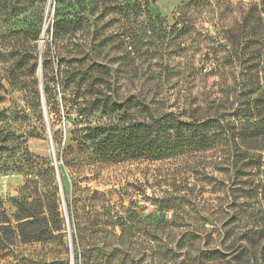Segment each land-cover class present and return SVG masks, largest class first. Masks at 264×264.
<instances>
[{"label": "rangeland", "instance_id": "1", "mask_svg": "<svg viewBox=\"0 0 264 264\" xmlns=\"http://www.w3.org/2000/svg\"><path fill=\"white\" fill-rule=\"evenodd\" d=\"M189 1L155 0L153 14L170 24L187 11L193 33L183 43L172 37L155 55L153 70L162 80L158 93L166 96L169 110L230 114L239 101L237 77L250 88L261 83L254 98L264 91L263 61L258 68H243V75L240 67L217 70L233 50L229 39L238 34L264 52V25L251 9L260 3L259 11L261 1L236 0L232 8L218 0L187 7ZM47 4L0 0V108L20 112L15 121L8 114L5 124L24 137L28 150L21 170L0 174V264H179L212 249L235 252L244 236L263 238L264 151L259 148L264 141H254L253 150L240 143L246 153L236 167L227 147L160 162L101 156L84 137L113 116L98 112L84 119L63 98L67 73L86 69L88 62L75 51L85 49L88 37L79 33L58 42L54 25L71 18V8L64 0ZM125 22L117 13L103 19L104 35H119L105 49L108 68H120L135 56H129L127 39L121 44ZM75 55L80 62L72 61ZM130 80L119 75L118 97L147 87ZM162 200L172 209L159 212ZM28 214L35 225L23 227V233L27 237L35 230L39 240L25 242L20 235Z\"/></svg>", "mask_w": 264, "mask_h": 264}, {"label": "trees", "instance_id": "2", "mask_svg": "<svg viewBox=\"0 0 264 264\" xmlns=\"http://www.w3.org/2000/svg\"><path fill=\"white\" fill-rule=\"evenodd\" d=\"M64 1L70 6L72 16L63 18L54 25V36L58 38V42L67 39L70 42L79 33L86 35L88 38L85 40V49L76 50L75 53L83 55L80 61H87L88 64L84 65L86 69H74L67 73L63 98L66 105L84 119L97 115L98 112L103 116H113L109 123L91 129L84 137L94 144L101 156L120 161L133 158L160 162L193 152H207L227 147L232 152L233 166L236 167L241 154L255 148L251 147L254 141H264V91L260 92L258 97H253L261 89V83L250 88L248 87L250 85L241 83L243 77H237L239 101L236 109L233 107L234 110L230 114L226 112L227 109H222L203 116L192 108L173 111L165 107L167 98L158 93L162 84L160 73L153 70V67L157 66L154 63L155 55L172 37L178 43H183L188 38L192 39L193 33L190 32L192 25L190 20L189 22L187 20V11H183L181 17L174 18L170 24L161 15L153 14L155 0ZM197 1H189L187 7H202L206 2ZM218 1L219 4L232 8L236 0ZM258 1H261V9L258 11L260 3L251 5V9L258 13L260 23L264 25V0ZM116 13L119 18L127 21L121 28V44L124 45L127 39L132 48L129 56L135 54L134 58L117 69L108 68L103 59L106 58V47L119 35H104L105 27L102 25L103 19L109 14ZM253 14L250 13L251 16ZM244 15L245 12L242 16L248 21ZM242 40L243 37L239 34L234 36L232 41L229 39L233 50L218 64L217 70H222V67H240L243 75L245 68H258L257 65L260 66L261 61L264 62L263 48L257 51L251 41L244 44ZM76 55L71 56L72 61L80 62ZM168 70V67L164 69ZM119 75L123 76L124 80L131 79L130 81L134 83L138 81L147 87L120 98L115 89ZM104 86L111 95L104 92ZM1 99L0 97V101ZM9 112L8 108H0V174L16 168L21 170V166H24L21 158L28 156V150L22 146L24 137L7 129L5 124L9 115L15 121L19 118L20 112ZM240 143L247 145V149H241ZM259 149L264 151V148ZM20 150L22 156L19 157L17 152ZM159 205V212L172 209L164 200L159 202ZM23 220L19 226L23 240L25 242L39 240L36 238L35 230L27 237L23 233V227L35 225L34 216L28 214ZM262 231L264 233V230ZM244 237L245 239L243 237L241 239L243 245L235 252L212 249L197 254L194 261L185 257L179 264L190 262L194 264L196 260L200 264H264V237L256 235Z\"/></svg>", "mask_w": 264, "mask_h": 264}, {"label": "water", "instance_id": "3", "mask_svg": "<svg viewBox=\"0 0 264 264\" xmlns=\"http://www.w3.org/2000/svg\"><path fill=\"white\" fill-rule=\"evenodd\" d=\"M50 2H51V0H48V4H47V6H48V8L50 7L49 5H50ZM41 51V50H40ZM40 84H41V88L43 87V83H42V80H41V76H40Z\"/></svg>", "mask_w": 264, "mask_h": 264}, {"label": "bare ground", "instance_id": "4", "mask_svg": "<svg viewBox=\"0 0 264 264\" xmlns=\"http://www.w3.org/2000/svg\"><path fill=\"white\" fill-rule=\"evenodd\" d=\"M43 43H44V41L41 43V47H40L41 51L43 50V45H44Z\"/></svg>", "mask_w": 264, "mask_h": 264}]
</instances>
